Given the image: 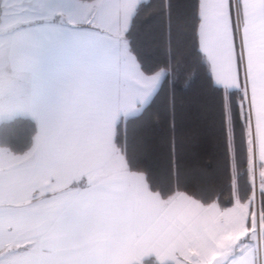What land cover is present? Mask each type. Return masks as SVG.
Segmentation results:
<instances>
[{"label":"snow or ice","instance_id":"snow-or-ice-1","mask_svg":"<svg viewBox=\"0 0 264 264\" xmlns=\"http://www.w3.org/2000/svg\"><path fill=\"white\" fill-rule=\"evenodd\" d=\"M145 7L0 0V264H264V0Z\"/></svg>","mask_w":264,"mask_h":264},{"label":"trees","instance_id":"trees-1","mask_svg":"<svg viewBox=\"0 0 264 264\" xmlns=\"http://www.w3.org/2000/svg\"><path fill=\"white\" fill-rule=\"evenodd\" d=\"M143 3L146 5L145 11L142 15L143 20H148L159 7V0H145ZM159 59H163V51L161 50ZM196 71L193 69L192 79H187L183 83L182 89L178 88L176 105L178 111L187 115V111L191 105L195 102L196 93L199 85L198 79H196ZM165 125L160 123L157 126L158 132H163L165 130ZM36 125L32 117L29 116H16L10 120H5L0 122V144L9 146L15 150L25 149L30 145L32 138L35 135ZM141 134L140 127L137 125L130 126L129 136L130 139L135 142L137 137ZM158 169V178L161 184H166L168 182V176L166 172V167L161 160H151L149 161ZM212 162V149L204 157V163ZM189 182L196 183L201 189L197 193V198L207 197L208 191L207 185L201 183L197 177H188ZM180 190H184L181 188ZM191 194V193H189Z\"/></svg>","mask_w":264,"mask_h":264},{"label":"rangeland","instance_id":"rangeland-1","mask_svg":"<svg viewBox=\"0 0 264 264\" xmlns=\"http://www.w3.org/2000/svg\"><path fill=\"white\" fill-rule=\"evenodd\" d=\"M17 114H21V113H17ZM16 115V114H15ZM15 115H12V116H10V117H0V121L2 120V121H5V120H10V119H12L13 118V116H15ZM260 171H263V168H261L260 166H259V161H258V159H257V162H256V173H257V182H258V174H259V172Z\"/></svg>","mask_w":264,"mask_h":264},{"label":"crops","instance_id":"crops-1","mask_svg":"<svg viewBox=\"0 0 264 264\" xmlns=\"http://www.w3.org/2000/svg\"><path fill=\"white\" fill-rule=\"evenodd\" d=\"M143 1H145V0H143ZM16 116H29V117H31L30 115H27V114L21 113V114H16L15 116H13V118L16 117ZM1 121H2V120H1ZM1 121H0V122H1ZM263 171H264V168H263Z\"/></svg>","mask_w":264,"mask_h":264}]
</instances>
